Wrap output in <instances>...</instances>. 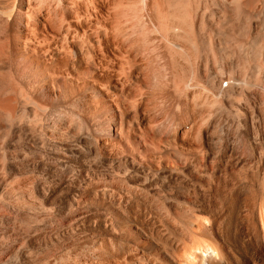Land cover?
I'll return each instance as SVG.
<instances>
[{"label":"bare ground","instance_id":"bare-ground-1","mask_svg":"<svg viewBox=\"0 0 264 264\" xmlns=\"http://www.w3.org/2000/svg\"><path fill=\"white\" fill-rule=\"evenodd\" d=\"M0 264H264V0H0Z\"/></svg>","mask_w":264,"mask_h":264}]
</instances>
